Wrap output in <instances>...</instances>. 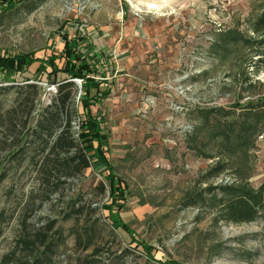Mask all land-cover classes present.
<instances>
[{"label":"rangeland","instance_id":"rangeland-1","mask_svg":"<svg viewBox=\"0 0 264 264\" xmlns=\"http://www.w3.org/2000/svg\"><path fill=\"white\" fill-rule=\"evenodd\" d=\"M263 6L264 0H106L83 10L78 0H17L1 9L2 53L61 51L60 31L75 20L79 34L87 28L107 44L91 46V53L100 73L115 79V91L93 113L105 112L112 163L129 192L123 219L132 229L129 235L109 221L103 207L110 195L98 190L105 179L97 163L62 184L39 170L44 141L29 127L57 91L47 74L37 111L18 123L27 82L0 74V86L8 87L0 104L11 111L0 125V210L8 218L0 228V264L7 255L8 264H32L35 255L17 242L40 228L54 243L50 264H264V214L234 222L225 205L236 191L264 182V43L252 24ZM135 8L149 26L156 9L167 28L180 21L185 35L169 44L186 50L172 59L156 50L137 74L115 70L129 54L120 28ZM110 26L119 32L113 42ZM78 206L83 213L67 218ZM85 229L93 239L87 248Z\"/></svg>","mask_w":264,"mask_h":264},{"label":"trees","instance_id":"trees-1","mask_svg":"<svg viewBox=\"0 0 264 264\" xmlns=\"http://www.w3.org/2000/svg\"><path fill=\"white\" fill-rule=\"evenodd\" d=\"M16 1L0 0V11L15 5ZM80 24L75 20L63 25L64 30L60 31V41L63 44L61 51L53 47L49 53L40 57L33 52L12 54L0 51V74L5 77L6 74L13 73L20 78L24 77L27 82L20 87L22 91L16 106L17 123L23 122V116L29 122L37 111L41 97L46 91L41 83L42 77L47 74V78L51 79L46 80L48 85L54 84L57 91L51 102L40 108L35 125L28 126L34 138L39 137L44 141L43 149L46 151L37 162L39 170L44 171L48 178L58 179L62 184L69 178L82 176L93 166V158L96 157V163H102L98 170L106 182L101 181L98 190L100 193L107 191L110 195V200L103 208L109 209L108 219L112 224L131 235L132 228L123 219V212L127 211L125 203L129 192L110 159V148L107 146L110 136L104 131L106 118L100 110L97 114L93 113V108H97L112 91L110 81L106 74L100 73V63L94 61L91 44L86 41L83 33L79 34ZM252 24L255 34L261 37L259 43H264V6ZM233 39L240 42L244 40L241 36ZM254 41L256 40L246 38L245 43ZM74 79L81 81V93ZM7 88L0 86V91ZM8 113L10 115L11 111L4 112L0 104V125L6 122ZM77 119L79 122L75 129L73 122ZM23 124L27 126L26 121ZM225 205L230 220L234 222L256 220L264 214V182L257 189L236 191L226 200ZM83 209L82 206L73 208L66 216L69 219L78 218ZM7 219L5 211L0 210V228ZM54 226V222L50 223L49 230H53ZM47 234L40 228L30 236L18 239V248L35 255L32 264L51 263L54 243ZM84 235L88 239L87 248L93 243L91 229H85ZM76 239L79 244L83 238L81 234H77ZM138 245L143 248V251L142 248L139 250L145 254L146 246L141 243ZM9 257L10 255H7L4 258L3 264L10 262Z\"/></svg>","mask_w":264,"mask_h":264},{"label":"crops","instance_id":"crops-1","mask_svg":"<svg viewBox=\"0 0 264 264\" xmlns=\"http://www.w3.org/2000/svg\"><path fill=\"white\" fill-rule=\"evenodd\" d=\"M154 14H155L154 16H156V19H155L156 21H154L155 24H153L154 26H149L146 23V21H143L144 19L143 17H141L142 14L138 16L134 12L133 13L131 12V14H128V17L125 18L123 27L120 28V32L121 31L123 32L120 34L119 39L122 44V45L120 44L121 47L127 46V49L129 50V54L124 56L122 63L117 67V69L115 68L113 69L117 71H120V70L124 72L127 71L130 73L133 71L132 73L137 74L139 67H141V65L143 64V60H145L144 56H147V55L149 56V54L150 55L153 54L154 56L156 52L158 51L157 52L158 56L164 57L163 59H167V58L172 59V58H175L177 54L180 52L179 50L177 51V49L182 48L179 44H174V43L169 44L170 38H173L175 40L176 39L175 36L179 37L181 35L182 36L185 35L184 33L185 31L181 27L182 24L179 23L180 21H178L177 23H174L173 27L167 28L162 23H160V20L164 17V15L162 14L164 13L156 9ZM172 19H173L172 15H170V17L167 18V20L169 21H172ZM182 19L185 20V17L182 16ZM110 27L112 28V32H113V34L110 37V40L111 42H113L114 40H116V38H118L119 32L118 30H116V28L112 26ZM137 30H139V33H137ZM104 33L106 34L107 32L105 31ZM134 33L135 34L137 33V34L134 35ZM83 35L86 41L90 43L91 46H93L94 50L97 48L98 43L100 44L99 48L103 50H105V48L107 47V44L105 45V43L103 44V43L97 42L99 41V38L97 39L98 37L97 34L93 35L91 32L87 31V28L84 29ZM112 48L113 47H111L110 50L108 49L107 52L105 51L104 53H109V52L111 53L113 50ZM182 50L185 51L186 47L184 46ZM109 81H110V87L112 91L106 98H104L101 101V104L99 106L103 104L102 102L105 99L110 98L115 91V83H116L115 79H113L112 77L111 79H109ZM104 116H105V112H104ZM111 141H112V137H111ZM111 141H109V145H107L108 148H110V145L113 144L111 143ZM111 152H113L112 148H110V157H111L110 159L112 162ZM93 161L96 163V157L93 158ZM97 163H98L97 165L102 166L101 162H97Z\"/></svg>","mask_w":264,"mask_h":264},{"label":"built area","instance_id":"built-area-1","mask_svg":"<svg viewBox=\"0 0 264 264\" xmlns=\"http://www.w3.org/2000/svg\"><path fill=\"white\" fill-rule=\"evenodd\" d=\"M78 1H80V3L83 5V7H82L83 10H85V9H94L95 10V9H98L99 7H101L102 2L106 1V0H78ZM120 1H124V0H120ZM132 12H134L136 15L140 16L142 10L135 8L132 10ZM54 87H55V85H54Z\"/></svg>","mask_w":264,"mask_h":264},{"label":"water","instance_id":"water-1","mask_svg":"<svg viewBox=\"0 0 264 264\" xmlns=\"http://www.w3.org/2000/svg\"><path fill=\"white\" fill-rule=\"evenodd\" d=\"M74 81L77 83L78 87L82 90L81 81L74 79ZM81 93V92H80Z\"/></svg>","mask_w":264,"mask_h":264}]
</instances>
